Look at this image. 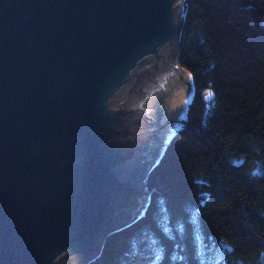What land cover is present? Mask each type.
Here are the masks:
<instances>
[{
	"label": "water",
	"instance_id": "obj_1",
	"mask_svg": "<svg viewBox=\"0 0 264 264\" xmlns=\"http://www.w3.org/2000/svg\"><path fill=\"white\" fill-rule=\"evenodd\" d=\"M182 10L0 0V264H86L136 219L156 158L143 104L183 68Z\"/></svg>",
	"mask_w": 264,
	"mask_h": 264
},
{
	"label": "trees",
	"instance_id": "obj_2",
	"mask_svg": "<svg viewBox=\"0 0 264 264\" xmlns=\"http://www.w3.org/2000/svg\"><path fill=\"white\" fill-rule=\"evenodd\" d=\"M182 1L194 94L147 175L144 212L86 264H129L151 236L156 264H264V0Z\"/></svg>",
	"mask_w": 264,
	"mask_h": 264
},
{
	"label": "rangeland",
	"instance_id": "obj_3",
	"mask_svg": "<svg viewBox=\"0 0 264 264\" xmlns=\"http://www.w3.org/2000/svg\"><path fill=\"white\" fill-rule=\"evenodd\" d=\"M193 94L194 82L190 72L177 65V75L166 78V89H154V95H148V104H143V110H151L153 127L150 129L151 146H146V151L148 159L156 157L154 163L172 133L180 126L181 118L185 116L187 104ZM204 95L207 103H210L213 90L205 89ZM148 201L149 192L146 191V198H140V209H134V216L144 212ZM160 255L161 247L151 236L149 255L136 257L129 264H156Z\"/></svg>",
	"mask_w": 264,
	"mask_h": 264
},
{
	"label": "clouds",
	"instance_id": "obj_4",
	"mask_svg": "<svg viewBox=\"0 0 264 264\" xmlns=\"http://www.w3.org/2000/svg\"><path fill=\"white\" fill-rule=\"evenodd\" d=\"M260 173V166H259V164L256 166V167H254L252 170H251V175L253 176V177H255L257 174H259Z\"/></svg>",
	"mask_w": 264,
	"mask_h": 264
},
{
	"label": "flooded vegetation",
	"instance_id": "obj_5",
	"mask_svg": "<svg viewBox=\"0 0 264 264\" xmlns=\"http://www.w3.org/2000/svg\"><path fill=\"white\" fill-rule=\"evenodd\" d=\"M147 159H148V158H147ZM152 159H153V158H152ZM144 163H145V162H144ZM145 168H147V167H145ZM145 168H144V170H146Z\"/></svg>",
	"mask_w": 264,
	"mask_h": 264
},
{
	"label": "snow or ice",
	"instance_id": "obj_6",
	"mask_svg": "<svg viewBox=\"0 0 264 264\" xmlns=\"http://www.w3.org/2000/svg\"><path fill=\"white\" fill-rule=\"evenodd\" d=\"M208 95L211 96V93H209Z\"/></svg>",
	"mask_w": 264,
	"mask_h": 264
}]
</instances>
